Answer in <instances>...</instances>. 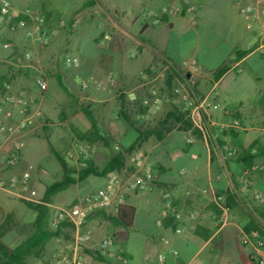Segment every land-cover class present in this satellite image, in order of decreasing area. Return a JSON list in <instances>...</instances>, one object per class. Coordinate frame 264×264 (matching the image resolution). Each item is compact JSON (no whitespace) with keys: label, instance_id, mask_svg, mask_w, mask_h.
Wrapping results in <instances>:
<instances>
[{"label":"crops","instance_id":"1","mask_svg":"<svg viewBox=\"0 0 264 264\" xmlns=\"http://www.w3.org/2000/svg\"><path fill=\"white\" fill-rule=\"evenodd\" d=\"M86 1L72 19L60 20V48L78 63L67 64L63 59L53 78L61 76L73 94L83 90V80L91 84L92 79H105L112 71L114 85L92 86V92L111 100L118 91L124 94V102L130 101L131 88L139 94L146 90L132 77L145 73L156 81L167 61L173 66L169 87L174 92L168 91L172 106L187 105L176 89L190 85L199 97L211 91V101L220 104L218 108L210 104L203 113L209 137L173 129L160 141L149 137L141 143L142 162L157 171L158 181L127 194L125 204L135 209L130 227L105 220L102 228L92 223L99 217L89 218L93 243L112 238L110 255L105 257L109 264H258L252 242L243 243L241 237L258 231L264 251V28L260 20L239 13L243 0H189L194 10L182 0H92L84 6ZM170 4L180 6V12L160 14L161 7ZM66 25L72 27L64 35ZM78 29L83 31L78 33ZM53 31L47 48L57 42ZM200 32L204 35L202 55L198 54ZM19 35L23 37L20 46L35 51L30 66L22 69L31 76L38 50L23 31ZM187 36L192 44L174 56L169 51L170 39H176L180 50ZM222 67L225 70L219 72ZM46 80L48 90H40L30 77L20 80L13 92L34 97L47 94L56 79ZM12 109L14 119L20 118L19 109ZM234 118L239 125L232 128L233 134L219 130L220 123ZM33 128L19 134L24 145L30 140L32 150L36 146ZM225 145L239 154L228 155ZM27 152L22 148L21 161ZM137 154V160L130 158L115 172L129 177L142 163ZM82 196L78 193L72 201ZM104 211L115 214L112 208ZM63 234L69 238L71 230L63 228ZM94 247L86 251L90 254ZM159 253L164 255L162 260L157 258Z\"/></svg>","mask_w":264,"mask_h":264},{"label":"rangeland","instance_id":"2","mask_svg":"<svg viewBox=\"0 0 264 264\" xmlns=\"http://www.w3.org/2000/svg\"><path fill=\"white\" fill-rule=\"evenodd\" d=\"M83 1L85 0H11L16 9L32 8L42 13L48 18L49 29L54 30L52 34L58 35L56 36L57 42H53L55 44L52 48H47L49 43L42 49L36 46L38 60L35 61L34 59L35 65L32 68L30 76V74H25L22 71L24 69L23 66L11 63V49L3 47L2 44L8 41L13 43L18 53L24 49H31V47L22 48L20 46V42L23 40V37L19 35L21 31L11 33L6 26H0V91H2L3 82L8 83L10 86L8 90L13 92V89L19 86L18 82L20 80H30V77H34V75L41 72L45 74L46 79L47 77H51L55 80L53 76L59 68L60 62L66 56H72V54L69 53L68 55L60 48V44L63 41V37L60 40V20L67 21L69 18L72 19L73 12ZM71 27V25H66L63 34H69L68 31L71 30ZM82 31L83 29H78V33ZM203 38L204 35L200 32L201 41L198 44V54L200 55L203 54L204 50ZM190 42L192 44V39L187 36L185 42L182 43V48L178 50L176 48V39L172 38L169 43V51L174 56H178L181 52L186 51ZM194 42L195 40L193 39V44ZM32 52L35 53L33 49ZM164 74V77L159 76L154 81L157 94L160 98L159 105L157 107L153 106L152 103L144 105L139 99L127 101L125 102V113L128 115L129 120H126L119 111L121 99L119 98L118 91L114 93L115 95L111 100H108V97L95 96L92 92L93 85L89 84V81L86 80H83V90L74 93L78 98L77 104H74L63 93L56 81H54L52 90H49L47 94L44 92L34 97L36 103H34L35 108L40 111V114L34 118V120L38 121H34V128L31 130V135L36 146L32 150L29 147L30 140L26 141L23 150L28 152L22 158L20 169L24 168L27 164L34 166L31 172V184L36 189L38 195L42 196L45 187L52 181L60 179L62 176L60 164L50 152L48 142L45 138L46 135H48L53 147L62 153L68 164L75 169H80L84 166L85 160L87 159L93 160V163L97 166H102L104 161L116 151L125 152L126 162L130 158L137 160L135 156L138 153V162H142L145 155L143 154V144H140L131 151L126 150L137 136L135 128L153 126L172 107L169 101L170 96L168 91L170 90L172 93L173 88L171 89L166 84L167 74ZM145 85L144 88H147ZM141 87L143 86L141 85ZM46 89L48 90V88ZM179 94L182 97V93ZM164 99L166 100L164 101ZM80 105L87 106L93 111L103 135L109 140L108 146L100 142L90 143L77 138L74 130L84 131L89 128L87 119L79 109ZM180 107L183 108L185 105L180 104ZM150 138L151 140L154 139L153 137ZM75 143L89 145L86 157H76L74 153ZM3 174H5L4 170ZM106 178V175L91 174L85 179L70 185L67 189L52 195L50 202L55 204L69 203L78 193L85 195L93 189L105 186ZM34 215V210L23 200L0 190V234H2V239L10 247H13L27 234L31 228ZM105 220L107 219L99 218L92 223H96L98 226L101 225L104 228ZM59 242L58 237L51 238L42 249L41 259L49 258ZM38 260L40 258L35 256L28 257V261L31 264H35Z\"/></svg>","mask_w":264,"mask_h":264},{"label":"built area","instance_id":"3","mask_svg":"<svg viewBox=\"0 0 264 264\" xmlns=\"http://www.w3.org/2000/svg\"><path fill=\"white\" fill-rule=\"evenodd\" d=\"M191 10L195 6L189 0H182ZM180 12V6L175 4L164 5L160 9V14L176 15ZM239 13L247 19L258 18L261 27L264 28V0H243L239 6ZM154 15H157L155 13ZM0 26H6L11 33L23 31L24 35L34 40L36 46L40 49L45 48L50 40L51 30L49 29L48 18L39 11L32 8L16 9L11 0H0ZM53 33V32H52ZM5 48L11 49L10 61L14 65L30 66L32 60V50L24 49L19 53L15 45L11 42L2 44ZM67 64H77L76 58L66 56L64 59ZM193 63V61H191ZM172 64L164 62L163 68L158 74L165 76ZM166 71V72H165ZM167 74V73H166ZM113 72L108 71L105 79H92L91 84L95 88H105L107 85H114L112 78ZM135 81H141L142 86L147 88L142 94H139L136 88H131L128 92L129 100L139 99L142 104L157 107L160 98L157 94L155 80H150L145 73H139L132 77ZM156 78V77H155ZM34 81L40 90H45L47 80L43 72L34 76ZM4 89L0 91V190L14 195L25 202L34 204H45L48 208V222L51 229L58 227L71 230V237L62 239L52 252L49 258L40 259L35 264H109L103 259L95 257L99 254L102 258L110 255V249L113 244L112 238L105 237L96 243L94 241V230L88 225V216L95 210H106L112 208L115 212L120 206L125 204L126 196L130 192H138L158 181V173L149 164L141 163L129 177L118 172L107 174L106 184L103 187L96 188L84 196L77 198L66 204H55L43 199L38 195L36 189L31 184V172L33 165L27 164L21 168V150L24 141L19 134L29 129L34 124V118L40 114L37 108H34V96L24 91L10 92L9 84L3 83ZM182 93V97L190 107L189 116L193 125L197 127L204 137L211 136V130L204 117L206 108L212 104L214 108L220 107L217 102L211 101V91H208L202 97L197 96L193 87L184 86L182 89H176ZM124 92V91H121ZM126 93V92H125ZM12 107H17L21 112V117L14 119ZM239 125L237 119L230 122L220 123L219 130L227 131ZM228 155L235 154L236 149L231 145H225ZM89 145L74 144V153L76 157H86ZM3 170H12L9 174H3ZM259 198L260 195L256 194ZM176 217L180 213L175 212ZM243 243L252 242L253 256L258 264H264V251L262 250L263 241L258 231H251L250 235L243 234L241 237ZM166 243L168 240H164ZM94 244V256L89 254L86 249ZM174 253V249L170 248ZM164 255L159 253L157 258L162 260Z\"/></svg>","mask_w":264,"mask_h":264},{"label":"trees","instance_id":"4","mask_svg":"<svg viewBox=\"0 0 264 264\" xmlns=\"http://www.w3.org/2000/svg\"><path fill=\"white\" fill-rule=\"evenodd\" d=\"M92 3V0H88L84 2L83 5L88 6ZM170 70H173V66L170 68ZM224 70L225 68L222 67L219 69V72H222ZM170 77L171 75L168 70L166 75V84L168 86L171 85ZM55 79L57 85L60 87L63 93L68 98H70L74 104H77V96H75V94H73L69 90L61 76L56 74ZM3 89L4 86H2V90ZM124 97V94H119V98L121 99L119 111L126 120H129L128 115L125 113ZM79 109L87 119L89 128L84 131L74 130L77 138L80 140L88 141L90 143L100 142L103 145L108 146L109 140L103 135L93 111L87 106L83 105H80ZM189 112V106H185L182 108L180 106L173 105L164 113L161 118L157 120V122L153 126H148L146 128H135L137 136L135 140L128 146L126 151L133 150L149 137H153L154 139L160 141L173 129L181 131L191 130L193 134L202 136L201 131L193 125V122L189 116ZM233 130L234 129L230 128L227 131H231V133L233 134ZM45 138L48 142L50 152L54 155V157L60 164L62 171V176L60 179L52 181L45 187L42 196L46 201L50 202V197L52 195L67 189L70 185L85 179L91 174L105 176L108 173L120 170L124 166L126 158L125 152L116 151L104 161L102 166H97L93 163V160L87 159L85 160L84 166H82L80 169H75L68 164L63 154L53 147L48 135H46ZM243 151L244 150H242V152ZM238 154L239 152L236 151L232 156L234 157ZM25 203L35 212L31 228L27 232V234L23 238H21V240L13 247H10L4 241L1 237L2 234H0V264H31L28 261V257L35 256L41 259L42 249L51 238L60 237L62 235L64 238H66L63 234L62 227H58L56 229H51L49 227L48 208L45 204H34L29 202ZM134 211L135 209L131 205L123 204L119 207L115 214L110 215L106 214L104 210H95L88 216V219L93 217L106 218L112 225H121L127 228L132 225ZM262 217L264 219V215ZM90 254L94 256L93 252H90ZM95 257L105 260V258H102L99 254H96Z\"/></svg>","mask_w":264,"mask_h":264},{"label":"water","instance_id":"5","mask_svg":"<svg viewBox=\"0 0 264 264\" xmlns=\"http://www.w3.org/2000/svg\"><path fill=\"white\" fill-rule=\"evenodd\" d=\"M187 75H189V74L187 73Z\"/></svg>","mask_w":264,"mask_h":264}]
</instances>
